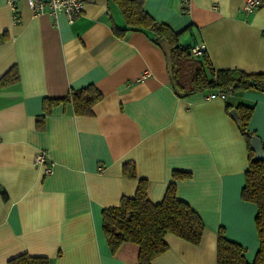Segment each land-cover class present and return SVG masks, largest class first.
I'll return each instance as SVG.
<instances>
[{
    "label": "crops",
    "instance_id": "0c3cea01",
    "mask_svg": "<svg viewBox=\"0 0 264 264\" xmlns=\"http://www.w3.org/2000/svg\"><path fill=\"white\" fill-rule=\"evenodd\" d=\"M83 1L68 23L35 15L26 0L14 20L0 0V264L20 253L50 264H138L134 242L110 251L102 210L133 196L140 179L152 203L174 182L204 223L198 244L167 233L166 251L151 264H217L220 228L252 263L257 207L241 197L249 148L229 110L252 105L247 129L264 143V92L177 95L167 41L153 42L146 29L119 36L114 28L126 23L113 0ZM246 1L144 0L143 8L179 32L182 46L204 44L215 69L264 72V0L253 12L243 10ZM12 66L18 78L5 82ZM89 84L102 93L91 113L76 114L69 102L43 111L44 99ZM41 149L54 163L50 175L33 163ZM175 171L189 175L173 180Z\"/></svg>",
    "mask_w": 264,
    "mask_h": 264
},
{
    "label": "trees",
    "instance_id": "16d2710c",
    "mask_svg": "<svg viewBox=\"0 0 264 264\" xmlns=\"http://www.w3.org/2000/svg\"><path fill=\"white\" fill-rule=\"evenodd\" d=\"M125 19V28H114L115 34L122 36L128 30L146 29L152 32L151 40L158 43L167 41V68L171 86L181 97L199 92L226 90L239 92L258 90L264 92V72L247 73L239 69H215L205 51L200 56H192L189 49L179 43V32L167 24L156 22L143 8L144 0H113ZM12 77H11V76ZM5 82L18 78L15 66L3 75ZM102 98V93L93 84L79 89H71L63 98L44 99L43 111L46 113L53 104L71 103L76 114H89L94 103ZM227 108L231 106L227 103ZM236 123L245 137L249 148L248 168L245 184L241 190L244 200L256 204L255 226L258 237V250L252 263L244 258L245 247L228 240L222 228L218 229L216 241L217 264H264V160L254 158L250 139L254 135L247 129L253 106L238 103ZM230 111V110H229ZM44 114L37 119L42 127ZM124 172L134 175L132 167ZM189 175L173 172V180ZM102 227L111 252L123 242L138 245V264H151V261L166 251L164 236L175 234L193 244H198L204 229L199 214L185 201L176 197L175 183L171 182L160 202L152 203L147 198L145 180L140 179L136 192L131 197H122L116 206L102 210ZM7 264H50L48 257L20 253L11 257Z\"/></svg>",
    "mask_w": 264,
    "mask_h": 264
},
{
    "label": "built area",
    "instance_id": "2783aa9c",
    "mask_svg": "<svg viewBox=\"0 0 264 264\" xmlns=\"http://www.w3.org/2000/svg\"><path fill=\"white\" fill-rule=\"evenodd\" d=\"M9 7L13 10V19L17 20L16 5L22 0H5ZM35 15L48 13L52 17L63 15L68 23L74 22L84 10L83 0H26ZM184 4L188 3V0H183ZM261 0H247L243 5V10L246 12H253L259 5ZM205 51L204 44L194 45L189 48V52L192 56H200ZM230 91L218 90L207 91L204 97L213 98H226ZM33 163L35 166L40 167L43 170V175H50L54 169V163L47 157L46 151L41 149L36 152L33 157Z\"/></svg>",
    "mask_w": 264,
    "mask_h": 264
},
{
    "label": "water",
    "instance_id": "95a60500",
    "mask_svg": "<svg viewBox=\"0 0 264 264\" xmlns=\"http://www.w3.org/2000/svg\"><path fill=\"white\" fill-rule=\"evenodd\" d=\"M229 115L236 123L238 122V114L235 108L230 109ZM249 144L254 152V158L264 160V143H262L261 139L257 135H252Z\"/></svg>",
    "mask_w": 264,
    "mask_h": 264
}]
</instances>
